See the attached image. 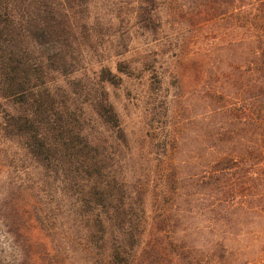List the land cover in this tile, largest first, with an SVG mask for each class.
<instances>
[{"label": "trees", "instance_id": "1", "mask_svg": "<svg viewBox=\"0 0 264 264\" xmlns=\"http://www.w3.org/2000/svg\"><path fill=\"white\" fill-rule=\"evenodd\" d=\"M93 1L0 0V134L18 144L22 167L29 164L28 173L20 170L26 193L53 199L48 223L59 226L49 246L11 233L16 248L0 250V264H264V0H223L230 27L237 17L240 29L224 46L227 102L219 95L224 105L195 115L191 143L175 126L130 136L105 91L115 77L106 53L122 56L126 46L102 50L100 98L88 114L69 110L60 78L91 66L86 43L118 39L123 25L130 43L138 32L177 26L178 43L165 42L176 49L174 62L164 53L145 56L126 74L124 61L113 64L128 78L150 67L160 86L148 98L167 103L172 116L179 110L164 91L168 70L180 84L192 74L198 103L216 99L208 62L203 53L188 55L186 36L206 29L210 0H184L186 13L177 0H105L119 19L105 35L91 20Z\"/></svg>", "mask_w": 264, "mask_h": 264}, {"label": "rangeland", "instance_id": "2", "mask_svg": "<svg viewBox=\"0 0 264 264\" xmlns=\"http://www.w3.org/2000/svg\"><path fill=\"white\" fill-rule=\"evenodd\" d=\"M161 2V6L167 4L166 0L159 1L158 3L161 4ZM184 2V0H177L174 5L175 9L177 11L181 10L183 13L189 11L187 7H182L181 3L184 4ZM225 8L223 0H210L205 22L206 29L197 32V34H191L192 31L189 32L190 34H186V36L192 37L188 45V55L191 56L194 52L203 53L208 62L209 78L207 83L211 94L217 95L216 99L210 100L206 98V100L202 99L198 103L192 74L188 73L185 75V82L180 84L173 74L170 75L168 63L163 62V65H165L163 66L164 71L168 70L166 73L167 86L164 87V91L169 94L171 105L173 107L175 105L177 111L179 110L177 116H172L168 112V105L164 101L155 104L153 99L151 100L152 97L148 98V93L151 91L155 93L160 85L155 77L151 75L150 67L145 68V70L141 69L130 72L128 73V78L123 73L117 71L113 61H124V64L119 66V70H123L125 74L128 72L127 67L130 68L131 65L139 62L145 56H150L149 58L151 59L154 55L164 53L166 59L168 58L174 62L175 58L173 55L176 49L169 51L166 48L169 45H166L165 42L172 43V45L178 43L175 39L181 36L180 31L176 29L177 26H174V28H171L167 32L157 31L155 34L138 32V34L142 35H139L138 39L130 43L126 35L129 28L123 25V27H119L121 31L118 39H103L102 36V39H98V41L94 40L89 44L86 43L84 57L91 61V66L85 71L68 76L67 78H60V81H63L62 84H67L66 87L69 89L67 91L70 92L71 99L66 103L69 110L81 115L90 113L91 106H93L95 100L100 98L101 89L99 86L102 85L99 79L102 76L99 73L100 67L107 65L105 62L101 63L100 55L103 52L102 50L115 49L117 45L119 48L126 46V48H129V51L122 56H115L114 53L109 52L106 53V55L108 54V56L112 57L109 71L115 77L113 85H107L105 91L108 93L109 101L114 106L130 136L134 135V137L139 138L141 130H149L152 126H175L174 130L177 131V134L187 136L189 138L187 142L191 143L190 138L195 131L194 127H192V123L196 119L195 115L203 112L205 108L207 109L208 104L221 106L227 102V97L224 96L227 86L221 77L222 71L226 68L225 63H222V61H225L227 58L224 46L230 39L240 38V29L238 28L237 17L231 23L234 24L233 28L230 27L229 22L231 21H228L224 15ZM90 13L91 20L93 24L97 25L98 30L102 33L101 35L111 33L113 29L119 26V19H117L116 23L112 18V16L117 17V12L113 7L110 8L105 0H94L93 5L90 7ZM120 19L128 20L127 14ZM180 22V27L188 26L190 23L185 20H180ZM155 26H158L157 23H154L151 28L154 29ZM181 30L183 31L182 28ZM143 82L147 83V88L143 87ZM219 95L222 99H226L225 102L218 100ZM217 102L220 105H217ZM69 120H72V118ZM19 155L18 144L16 142H9L0 134V250L6 254L10 253L11 249L15 250L16 248L11 238L13 235L11 233L17 234L20 240H25L26 237H30V239L39 237L45 240L44 242H47L49 246L48 238L52 235V231L50 230L59 227L48 223L51 221L50 219H54L52 213L54 206L51 203L54 200L48 197L46 193H40L39 191L34 194L26 193L23 184H27L29 188L30 184L20 171L22 164L18 161ZM28 165L24 163L22 167V170L27 168L24 171H27L26 173H28ZM52 187H54L53 184ZM42 191H45V189ZM9 201L11 202L9 203ZM5 203L7 207L15 203L14 211L9 212L6 209L7 207L2 208V204ZM37 210L40 213H37ZM36 216L37 219H34ZM11 218L20 220L19 226L15 225L16 221L12 223ZM42 218L47 223L44 222V219L41 221Z\"/></svg>", "mask_w": 264, "mask_h": 264}]
</instances>
